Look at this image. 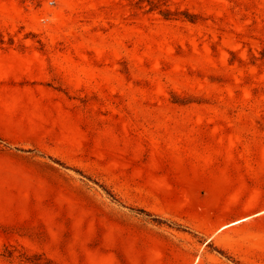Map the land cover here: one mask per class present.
Instances as JSON below:
<instances>
[{"label":"rangeland","instance_id":"obj_1","mask_svg":"<svg viewBox=\"0 0 264 264\" xmlns=\"http://www.w3.org/2000/svg\"><path fill=\"white\" fill-rule=\"evenodd\" d=\"M0 36V264H264V0H0Z\"/></svg>","mask_w":264,"mask_h":264},{"label":"trees","instance_id":"obj_2","mask_svg":"<svg viewBox=\"0 0 264 264\" xmlns=\"http://www.w3.org/2000/svg\"><path fill=\"white\" fill-rule=\"evenodd\" d=\"M4 45H6L7 47H4ZM12 45H13L12 40H8L7 42H4L3 37L0 36V47L1 48H8V47L10 48ZM20 48H21V50L24 49V47H20ZM153 222H155L157 224H162V222H160V221H158L156 219H154Z\"/></svg>","mask_w":264,"mask_h":264}]
</instances>
